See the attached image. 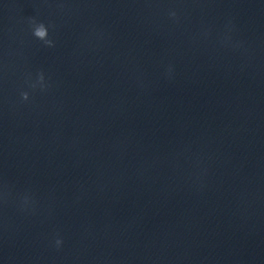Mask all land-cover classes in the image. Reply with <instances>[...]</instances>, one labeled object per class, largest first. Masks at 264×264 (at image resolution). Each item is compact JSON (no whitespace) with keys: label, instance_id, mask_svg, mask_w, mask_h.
<instances>
[{"label":"clouds","instance_id":"1","mask_svg":"<svg viewBox=\"0 0 264 264\" xmlns=\"http://www.w3.org/2000/svg\"><path fill=\"white\" fill-rule=\"evenodd\" d=\"M33 35L35 37H38L39 39L41 40H47V36H48V31H47V28L45 27V25L43 23H39V26L36 27L34 30H33ZM49 44H51V41H47ZM43 79V77H41V80ZM23 98L25 100L28 99V95L27 93H23ZM61 241L57 240V244H60Z\"/></svg>","mask_w":264,"mask_h":264}]
</instances>
